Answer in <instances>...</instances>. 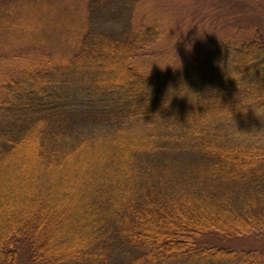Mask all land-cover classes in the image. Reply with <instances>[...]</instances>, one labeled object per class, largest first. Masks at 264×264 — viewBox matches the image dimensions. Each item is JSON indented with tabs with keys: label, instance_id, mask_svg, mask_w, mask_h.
<instances>
[{
	"label": "trees",
	"instance_id": "obj_1",
	"mask_svg": "<svg viewBox=\"0 0 264 264\" xmlns=\"http://www.w3.org/2000/svg\"><path fill=\"white\" fill-rule=\"evenodd\" d=\"M81 1L0 78V264H264V34L164 65L150 0Z\"/></svg>",
	"mask_w": 264,
	"mask_h": 264
},
{
	"label": "rangeland",
	"instance_id": "obj_2",
	"mask_svg": "<svg viewBox=\"0 0 264 264\" xmlns=\"http://www.w3.org/2000/svg\"><path fill=\"white\" fill-rule=\"evenodd\" d=\"M147 6L157 17L164 16L157 56L164 65L178 63L186 44L195 43L194 35L211 45L215 39H231L232 31L222 30L229 27L239 31L251 24L264 34V0H150ZM84 18L81 0H0V78L8 70L29 66L41 52L63 57ZM248 239L224 243L247 244Z\"/></svg>",
	"mask_w": 264,
	"mask_h": 264
}]
</instances>
